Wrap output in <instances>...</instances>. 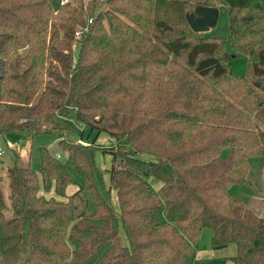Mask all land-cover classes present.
<instances>
[{
	"label": "trees",
	"instance_id": "16d2710c",
	"mask_svg": "<svg viewBox=\"0 0 264 264\" xmlns=\"http://www.w3.org/2000/svg\"><path fill=\"white\" fill-rule=\"evenodd\" d=\"M99 1L106 9L93 14ZM198 6L225 9L230 48L247 57L244 77L232 74L222 41L187 27ZM88 19L71 69L73 34ZM57 118L81 125L75 142H57L64 165L40 148L36 170L17 155L6 169L0 264H178L202 229L212 248L235 247L234 264H264L263 196L250 207L230 194L250 189L248 160H264V0H90L85 10L0 0V135L54 133ZM89 133V145L100 133L120 140L97 148L112 163L103 196L93 150L77 144ZM66 170L81 182L71 194Z\"/></svg>",
	"mask_w": 264,
	"mask_h": 264
},
{
	"label": "rangeland",
	"instance_id": "374dc122",
	"mask_svg": "<svg viewBox=\"0 0 264 264\" xmlns=\"http://www.w3.org/2000/svg\"><path fill=\"white\" fill-rule=\"evenodd\" d=\"M48 1L53 8L58 6V0H46ZM90 0H71L70 5L72 6H81L85 10V6ZM106 9L104 1H99L93 8V14L101 13ZM217 10V19L215 24L210 27L206 32L200 33L201 36L208 38H216L223 42V50L231 55L228 65L232 71V74L236 77H244L246 74L247 68V57L232 52L229 41H228V30L229 22L228 16L225 9L222 6L215 8ZM193 9H191L192 11ZM190 11V12H191ZM75 31H80V28H76ZM80 37H74L73 41L70 44L68 51L71 55V69H74L76 64V56L78 54L79 44L77 40ZM151 42H155L152 39H149ZM124 59L132 60L134 59L133 55H123ZM136 74V73H135ZM72 75V73H71ZM70 75V77H71ZM133 75L131 78L133 82H129L131 88H136L137 81H134ZM69 77V78H70ZM74 78L70 79V87L72 90L74 86ZM56 127L58 128L54 133H45L40 135H35L33 137H23L17 133L9 132L4 135H0V187L2 190L5 208H4V217L8 218L10 215L9 199H8V186H7V175L6 168H9L13 165L14 155L18 157L19 166H28L32 170H36L40 162L39 149L45 148L51 157L55 158L56 155H59V162L64 165V155L59 149L57 142L60 139H65L66 141L75 142L79 139V131L81 130V125L76 122L57 118L55 119ZM82 138H86L87 129L83 127ZM93 138V133H89V141ZM92 152L88 151V156L93 162L94 170V183L97 189V192L104 195L103 185L108 184V173L106 170H109L111 167V156L107 153H102L101 150L97 148H116L120 147V140H114L109 138L107 135L100 133L94 140V143L88 146ZM125 148V147H123ZM122 148V149H123ZM15 153V154H14ZM226 151L222 153V157H225ZM140 158L150 161L149 157L140 156ZM249 172H250V189L245 186L240 187L239 190H230L231 196L243 200L250 207H254L257 201L263 196L264 199V160L260 162L258 159H249ZM67 171V170H66ZM72 178L74 179V184L69 185L66 188V193L71 194L78 188H80V180L77 176L72 174L70 171H67ZM160 182H154L152 185L160 186ZM245 187V188H244ZM237 188V187H236ZM81 197L85 202L84 209L86 212H90V204L93 200L91 194L85 190L80 192ZM47 196V194H45ZM110 204L112 209L116 211V201L112 192L108 194ZM264 202V200H263ZM260 215L264 219V210L261 209ZM211 232L208 229H202L200 236L198 238L197 245L195 247L194 255L191 257H186L178 264H234L232 262V257L235 255V247L233 245H228L223 248L214 249L210 244ZM119 241L122 245H126V240L124 234L121 230L118 232ZM95 260L88 262L87 264H94Z\"/></svg>",
	"mask_w": 264,
	"mask_h": 264
},
{
	"label": "water",
	"instance_id": "95a60500",
	"mask_svg": "<svg viewBox=\"0 0 264 264\" xmlns=\"http://www.w3.org/2000/svg\"><path fill=\"white\" fill-rule=\"evenodd\" d=\"M217 19V10L213 7H195L185 15L184 21L192 33L200 34L212 27Z\"/></svg>",
	"mask_w": 264,
	"mask_h": 264
},
{
	"label": "built area",
	"instance_id": "2783aa9c",
	"mask_svg": "<svg viewBox=\"0 0 264 264\" xmlns=\"http://www.w3.org/2000/svg\"><path fill=\"white\" fill-rule=\"evenodd\" d=\"M71 0H58V5L61 6V5H64V4H68L70 3ZM91 23V19H88L84 25L83 28L80 29V31H75L74 32V37H81L83 34L87 33V30H88V26L90 25ZM77 144L80 145V146H86L87 144L84 142V141H77ZM59 156L56 155L55 156V159H58Z\"/></svg>",
	"mask_w": 264,
	"mask_h": 264
},
{
	"label": "crops",
	"instance_id": "0c3cea01",
	"mask_svg": "<svg viewBox=\"0 0 264 264\" xmlns=\"http://www.w3.org/2000/svg\"><path fill=\"white\" fill-rule=\"evenodd\" d=\"M78 137H79V136H78ZM14 154H15V153H14ZM58 156H59V155H58ZM59 158H60V157H59ZM6 169H7V168H6ZM6 169H5V171H6ZM152 184H153V183H152ZM152 184H151V185H152ZM159 185H160V184H159ZM238 186H239V185H233V186L230 187V190L235 189V190L238 191L239 188H240V187H238ZM152 187H153L154 189H157L159 186H156V188H155V186L152 185ZM236 187H237V188H236Z\"/></svg>",
	"mask_w": 264,
	"mask_h": 264
}]
</instances>
